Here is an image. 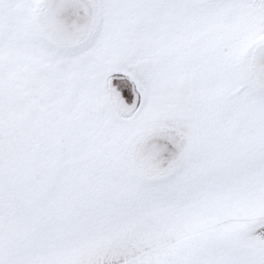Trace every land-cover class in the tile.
<instances>
[{
    "label": "snow or ice",
    "instance_id": "snow-or-ice-1",
    "mask_svg": "<svg viewBox=\"0 0 264 264\" xmlns=\"http://www.w3.org/2000/svg\"><path fill=\"white\" fill-rule=\"evenodd\" d=\"M0 264H264V0H0Z\"/></svg>",
    "mask_w": 264,
    "mask_h": 264
}]
</instances>
